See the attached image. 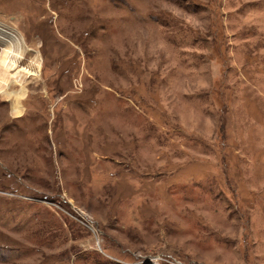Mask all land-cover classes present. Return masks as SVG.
Instances as JSON below:
<instances>
[{
  "label": "rangeland",
  "instance_id": "374dc122",
  "mask_svg": "<svg viewBox=\"0 0 264 264\" xmlns=\"http://www.w3.org/2000/svg\"><path fill=\"white\" fill-rule=\"evenodd\" d=\"M0 27L41 63L13 82L0 45V264H264V0H0Z\"/></svg>",
  "mask_w": 264,
  "mask_h": 264
},
{
  "label": "bare ground",
  "instance_id": "6f19581e",
  "mask_svg": "<svg viewBox=\"0 0 264 264\" xmlns=\"http://www.w3.org/2000/svg\"><path fill=\"white\" fill-rule=\"evenodd\" d=\"M0 45H2V48L4 49V55L2 56L1 64L5 66L7 64L9 66V70L15 71V80L13 82H19L25 74H31L34 76L39 75L41 68V63L39 61L38 63H33V65L36 66V69L26 67L25 74L24 72L22 73L21 69H18L19 60L23 58L25 47V41L21 35L14 31L0 27Z\"/></svg>",
  "mask_w": 264,
  "mask_h": 264
}]
</instances>
